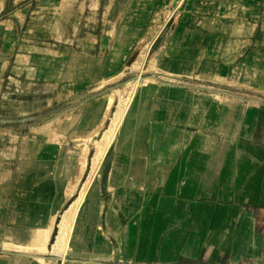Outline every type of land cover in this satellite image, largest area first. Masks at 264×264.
Instances as JSON below:
<instances>
[{"label": "rangeland", "instance_id": "rangeland-1", "mask_svg": "<svg viewBox=\"0 0 264 264\" xmlns=\"http://www.w3.org/2000/svg\"><path fill=\"white\" fill-rule=\"evenodd\" d=\"M183 1L0 0V237L17 236L21 218L29 217L30 227L50 218L44 252H27L33 261L264 264V93L160 72ZM165 85H189L218 106L192 134L189 156L176 158V173L158 188L130 190L140 202L122 205L129 190L106 186L120 134L129 129L135 140L140 105L149 112L153 87ZM119 112L114 138L95 164ZM83 191L65 250L56 245L58 227ZM89 202L97 211L86 223ZM8 219L16 224L5 228ZM94 233L106 255L91 252ZM78 235L84 245H76Z\"/></svg>", "mask_w": 264, "mask_h": 264}, {"label": "crops", "instance_id": "crops-1", "mask_svg": "<svg viewBox=\"0 0 264 264\" xmlns=\"http://www.w3.org/2000/svg\"><path fill=\"white\" fill-rule=\"evenodd\" d=\"M182 12L170 47L160 62V72L175 77L196 76L212 83L264 93V0H184ZM102 66L107 68L104 63ZM105 68L102 67L100 74H106ZM148 101L149 112L142 104L140 108L143 110L140 109L135 117L138 123L135 140H129L131 131L124 129L120 140L124 134L126 140L116 148L119 160L108 169L107 188L129 190L128 197L120 203L131 207L140 198L131 195L130 190L158 188L167 181L169 174L176 173L173 169L176 158L180 153L183 160L189 156L192 134H196V129L203 124L208 109L212 111L218 106L204 91L189 85L153 87L152 100ZM132 115L135 116V112ZM123 159L127 160L125 164L121 163ZM89 204V216L86 214L83 218L86 223L92 221V212L97 211V207L91 206L93 202ZM5 205L7 209L10 203L5 201ZM128 210L130 212L131 208ZM48 219H43V226L39 221L32 226L33 229L47 230ZM8 220L10 225L6 221L5 228L16 224ZM30 220L25 217L17 222V236L12 231L2 235L0 249L5 246L7 251L13 249L11 246L27 244L39 232L35 229L28 235L32 228ZM109 221L107 218V226ZM97 241L96 234H92L91 252L106 255L107 252H99ZM100 243L107 248L106 243ZM90 249L83 250L89 252ZM11 251L9 255H0V264H38L27 252Z\"/></svg>", "mask_w": 264, "mask_h": 264}, {"label": "bare ground", "instance_id": "bare-ground-1", "mask_svg": "<svg viewBox=\"0 0 264 264\" xmlns=\"http://www.w3.org/2000/svg\"><path fill=\"white\" fill-rule=\"evenodd\" d=\"M111 102H112V99L108 98L106 101V106L104 108V111H107L110 108ZM122 112H123V110H122ZM121 116H122V114L120 112L116 113L114 115V118L112 119L108 129L106 130L105 134L102 136L101 142L98 143L97 148H96V152H95V156L93 159L95 164H99V162L102 160V158L104 156V153H105L107 147L112 142L114 135H115V132H116L117 127H118V123L121 119ZM125 140H126V135L124 134L123 138H121L119 144L123 145L124 144L123 141L125 142ZM83 197H84V191L82 192L81 195H79L77 200H75L74 202H72L69 205L68 210L64 213V216L62 217V222H61L60 226L58 227V231H57V242L58 243L56 245L62 244L60 246L65 248V250H66V248H68L69 235H70V233L74 232V229H73L74 223H75L74 221L78 217V214L80 211L79 207L81 206L80 204L82 203ZM87 231H89V228H87V226H85L84 232L87 233ZM49 233H50V230L39 231L38 233H36L34 235V237L29 241V243L27 242V244H25L24 246H11V248L13 247V249L21 251V252H28V253H34L36 255H40L45 250V245L47 243ZM82 238H83V235L77 236V240H75L76 245H78V246L81 244L84 245V243H83L84 240ZM88 245H90V244H88ZM85 246H87V245L85 244ZM54 247H56V246H54ZM96 247L99 249L103 248L101 243L97 244ZM6 248L7 247L4 246V249H6ZM56 250L58 251L59 248ZM68 255L72 258H79V259L85 258V255H82V253L81 254L80 253H74L72 251H69ZM37 260H38V264H43V261L41 260V258H37Z\"/></svg>", "mask_w": 264, "mask_h": 264}]
</instances>
